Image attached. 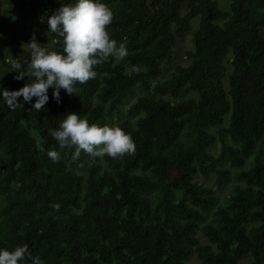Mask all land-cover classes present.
<instances>
[{"label":"trees","instance_id":"16d2710c","mask_svg":"<svg viewBox=\"0 0 264 264\" xmlns=\"http://www.w3.org/2000/svg\"><path fill=\"white\" fill-rule=\"evenodd\" d=\"M74 2L0 0V84L28 82L10 60H30L33 32L63 51L47 16ZM106 2L127 56L95 65L75 94L61 88L59 103L50 87L41 110L0 95V248L26 243L46 264H264V0ZM191 30L188 63L160 78ZM69 112L119 125L135 150L74 159L52 135ZM211 175L232 183L228 197L205 184Z\"/></svg>","mask_w":264,"mask_h":264},{"label":"clouds","instance_id":"9594fccd","mask_svg":"<svg viewBox=\"0 0 264 264\" xmlns=\"http://www.w3.org/2000/svg\"><path fill=\"white\" fill-rule=\"evenodd\" d=\"M113 10L106 0H75L74 3H61L47 16L49 30L63 37V51L58 48L42 46L33 32L30 42V60L21 61L18 57L10 60L11 68L17 73L16 79L29 77L28 82L19 89L10 90L0 84V95L11 109L23 106L17 99L35 102L32 109L41 110L49 97V88H53L52 97L61 102V88L69 94H75L77 83L87 82L97 76L95 65L109 56L125 57L128 49L110 37L107 29L113 19ZM25 63L27 67L25 68ZM139 72L140 66H133ZM146 70V69H144ZM59 149L75 146L73 158H79L81 150L93 157L108 154L118 157L135 150L131 133L119 125L90 123L80 113L69 112L60 121L59 127L52 130ZM48 155L58 161L61 152L53 147ZM56 207H59L57 204ZM46 264L39 256H32L28 244L18 245L14 249L0 248V264Z\"/></svg>","mask_w":264,"mask_h":264},{"label":"rangeland","instance_id":"374dc122","mask_svg":"<svg viewBox=\"0 0 264 264\" xmlns=\"http://www.w3.org/2000/svg\"><path fill=\"white\" fill-rule=\"evenodd\" d=\"M220 5L223 7H227L230 0H218ZM197 26V21L193 22V29ZM264 35V31H263ZM193 49V38H192V30L185 34L183 37L178 38L174 44V53L172 61L167 63L165 61L161 62L162 66V75L160 78H164L167 73L174 68L176 65H186L188 63V58L186 56V51ZM135 96H129L127 100L122 103V107L126 108L133 100ZM220 151V146L216 143L213 148L211 149V153L213 155H217ZM200 179H204L202 176ZM205 184L209 185L215 192V194L219 197L220 200H223L225 197L231 193L232 190V183H225L223 186L218 187L214 184V176L211 175L207 179H205ZM250 257L245 256L239 264H246L249 262Z\"/></svg>","mask_w":264,"mask_h":264}]
</instances>
